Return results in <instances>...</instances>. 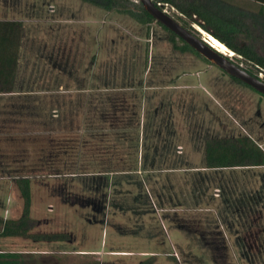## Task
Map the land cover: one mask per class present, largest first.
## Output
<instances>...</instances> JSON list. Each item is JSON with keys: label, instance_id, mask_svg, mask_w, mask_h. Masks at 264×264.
Returning a JSON list of instances; mask_svg holds the SVG:
<instances>
[{"label": "rangeland", "instance_id": "1", "mask_svg": "<svg viewBox=\"0 0 264 264\" xmlns=\"http://www.w3.org/2000/svg\"><path fill=\"white\" fill-rule=\"evenodd\" d=\"M218 1L232 15H257L262 7L253 0ZM164 10L199 34L193 27L198 24L175 7ZM245 20L251 37L238 44L259 40L256 48L264 56V36ZM0 21L23 23L19 87L55 91L16 98L0 111V217H21L17 180L30 178L32 233L70 235L54 243L0 237V251L21 253L24 264H264L241 258L236 230L223 237L214 212L201 213L204 227L181 221L186 217L176 207L185 194L198 192L202 207L221 206L214 204L206 178L173 171L191 165L193 157L198 163L209 138L248 136L264 150L262 94L202 56L176 51L159 23L142 25L81 0H0ZM232 60L264 80V71L242 56ZM170 80H200L212 95L205 86L166 90ZM54 109L58 115L51 114ZM37 115L45 124L52 118L60 132L34 135ZM4 123L29 132L1 134ZM227 173L252 176L254 181L224 185L229 195L238 190L251 198L264 168ZM258 189L263 192L264 184ZM65 194L89 204L66 205ZM118 250L148 254L124 257Z\"/></svg>", "mask_w": 264, "mask_h": 264}, {"label": "trees", "instance_id": "2", "mask_svg": "<svg viewBox=\"0 0 264 264\" xmlns=\"http://www.w3.org/2000/svg\"><path fill=\"white\" fill-rule=\"evenodd\" d=\"M106 12H115L125 15L142 25L155 23L154 18L145 10L141 3L132 0H81ZM156 5L161 4L175 7L183 16L198 24L204 31L213 35L227 48L242 56L247 62L264 71V56L258 53L254 40L249 44H238L237 40L251 37L249 26L245 18L253 21V26L264 36V0L259 2L262 7L257 15L247 12L229 14L218 0H153ZM163 27V26H162ZM185 27V26H184ZM171 35L170 43L176 51L181 53H194L201 57L183 40L163 27ZM186 28V27H185ZM23 24L18 21H0V94L11 93L15 89L19 52L21 48ZM260 39V38H259ZM264 41V39H262ZM261 41V42H262ZM264 44L260 45L261 47ZM204 59V58H203ZM251 75L259 77L247 70ZM240 84L242 82L234 79ZM245 85V84H243ZM246 86V85H245ZM53 158V153L50 154ZM205 159L209 169L264 167V150L250 137L209 138L205 143ZM21 197L23 199L22 215L18 219L0 217L1 238H28L34 242H67L70 235L66 233L34 234V220L31 217L32 191L30 178L17 180ZM65 203L87 206V199L77 196L62 195ZM73 201V202H72ZM89 204V203H88ZM103 207V206H101ZM99 208V207H98ZM103 211L105 207L102 208ZM0 264H24L23 256L17 252L0 251ZM140 264H153L143 262Z\"/></svg>", "mask_w": 264, "mask_h": 264}, {"label": "crops", "instance_id": "3", "mask_svg": "<svg viewBox=\"0 0 264 264\" xmlns=\"http://www.w3.org/2000/svg\"><path fill=\"white\" fill-rule=\"evenodd\" d=\"M20 22V21H18ZM23 24V23H22ZM22 37H23V31H22ZM21 48H22V39H21ZM20 48V52H21ZM20 52H19V58H20ZM99 56V55H98ZM98 59V58H97ZM96 59V60H97ZM94 60V58H93ZM96 62V61H94ZM20 65V59L18 60V67ZM186 80H170L169 83H167V86L165 87L166 90L170 91H183L185 92L186 89H201L203 86H205V91L209 94L212 95V93L209 91L210 89L206 87V83L202 81H197L196 82H189L186 83ZM19 77H18V72H17V79H16V84H15V89L11 93H3L0 94V111L4 112L5 111V106L9 102H17L16 98H24L25 101L27 97H46L52 95L51 92L55 93V91H48L47 89H39L36 91H30L29 89L25 88H20L19 87ZM201 87V88H200ZM181 100H185L184 98H181ZM15 106L13 109H10L9 113L12 114L15 110ZM51 114H59L57 110L51 111ZM208 112V111H207ZM58 116H56L54 119H57ZM41 121V122H40ZM52 118H50V124L44 123L43 120L40 118V115H37V124H36V129L33 131L34 135H40V134H48L50 137L52 135H57L59 131L58 127H55L52 125ZM55 121V120H54ZM7 123H4L2 132L1 134L7 133V131H11L12 133H17L18 131L16 130L17 128H21L22 132L28 133L29 131L23 128L22 126H14L12 127L11 125H6ZM55 124V123H54ZM52 126V127H51ZM54 126V127H53ZM11 128V129H10ZM7 130V131H6ZM19 130V129H18ZM67 132L68 129H65ZM63 131V130H62ZM30 132H32L30 130ZM6 136L2 137L5 138ZM36 139V136H34ZM8 139V140H7ZM3 139L4 141L11 142L13 143L18 141L17 139L12 138H7ZM2 140V141H3ZM25 140V139H24ZM24 140H21L23 142ZM255 141V140H254ZM49 142H54V138L49 139ZM256 142V141H255ZM206 143V141H205ZM257 143V142H256ZM205 147V144H204ZM178 150H180V146L178 147ZM182 152H178L179 154H182L184 152V149L181 147ZM197 158H192L190 161L191 165H184L183 167H177L176 169H173L175 173H184V174H190L193 175L194 177L200 178L203 180V178H206L204 180V183H209L210 182L213 184L214 188V204L217 203V205H220V210L219 208H216L214 206H207V207H202V203H198V199H200V195L197 192L196 194H191L190 196L186 197L187 194L183 195L184 199L186 200L185 203L181 204L179 203V206L176 207L177 210H180L182 213H184L185 220L181 218V221L184 222H189L192 223L193 227H204L203 225V220L201 217V213H209V212H214L216 216V224L219 226L220 229L226 230V232L222 233L223 237L224 235L228 236L227 232L229 233L228 229H233L236 230L233 234L235 236V240H238L241 244V250L242 252L240 253L241 258L244 260H257V261H264V191L262 192L258 187H262V184H264V175L260 176L259 178H255V180L259 183H257V187L251 188L253 189V195L251 198L245 197L244 192H240L237 190L235 194L229 195L227 188L224 187V185H228L229 183L236 182L238 183L239 180L243 181L244 179L247 180H252V176H249L246 178L244 174H235L232 175L231 173H227V171L231 170H243V169H252V168H264V167H248V168H226V169H209L207 168L206 165V159L203 155L201 154L198 159V163L196 161ZM245 177V178H244ZM198 179V178H197ZM194 181H197L196 179L193 178ZM220 193L219 195L217 193ZM223 198L222 203L219 202L218 200H221ZM64 204L67 205V203L64 202ZM64 205V206H66ZM70 205V204H68ZM74 206V205H71ZM70 206V207H71ZM77 206V205H76ZM80 207H83L80 205ZM85 208V207H83ZM222 209V211H221ZM176 210V209H173ZM190 213H200V216L197 215H188ZM187 214V215H186ZM12 219H17L15 217H12ZM100 222V221H99ZM205 222V221H204ZM98 224V223H97ZM239 229H243L242 231H239ZM230 234V233H229ZM96 251V250H95ZM91 252L94 254H99L100 252ZM81 253H88V251H81ZM121 256H134L139 255L141 257H144L147 255V252H131V251H121L118 250L117 252ZM105 257V256H104ZM104 257H99L97 259L101 260Z\"/></svg>", "mask_w": 264, "mask_h": 264}, {"label": "water", "instance_id": "4", "mask_svg": "<svg viewBox=\"0 0 264 264\" xmlns=\"http://www.w3.org/2000/svg\"><path fill=\"white\" fill-rule=\"evenodd\" d=\"M137 3H141L144 6L145 10L154 18L156 23H159L175 34L207 61L219 67L233 79L242 82L264 96L263 78L251 75L242 66L235 64L232 57L219 52L195 26L193 27L199 34L185 28L172 18L167 11L160 8L161 4L156 5L153 0H137Z\"/></svg>", "mask_w": 264, "mask_h": 264}, {"label": "bare ground", "instance_id": "5", "mask_svg": "<svg viewBox=\"0 0 264 264\" xmlns=\"http://www.w3.org/2000/svg\"><path fill=\"white\" fill-rule=\"evenodd\" d=\"M198 30H200L202 35L216 48L219 52L226 54L229 57H235L236 53L227 46H225L223 43H221L218 39L214 38L213 35L209 34L208 32L204 31L201 27H196Z\"/></svg>", "mask_w": 264, "mask_h": 264}]
</instances>
